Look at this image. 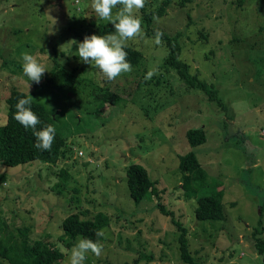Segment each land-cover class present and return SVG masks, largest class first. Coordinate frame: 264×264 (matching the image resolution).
Returning <instances> with one entry per match:
<instances>
[{"label": "rangeland", "instance_id": "1", "mask_svg": "<svg viewBox=\"0 0 264 264\" xmlns=\"http://www.w3.org/2000/svg\"><path fill=\"white\" fill-rule=\"evenodd\" d=\"M178 1L150 23L143 13L161 8L163 0H146L134 12L143 37L127 45L142 58L108 81L78 58L71 42L108 23L96 16L92 0H0V123L9 92L28 95L30 84L29 95L51 115L66 151L53 164H0V220L28 226L30 241L46 237L64 255L57 264H69L73 248L58 240L61 219L71 212L92 218L98 211L111 218L107 238L99 241L102 255L89 253L84 264H185L179 230L156 199L186 228L196 264H263L254 237L264 235V0ZM157 32L163 34L159 44ZM167 38L178 42L180 60L214 88L225 110L165 64ZM24 53L48 71L39 84L23 74ZM110 90L119 101L102 103L100 95ZM195 126L205 127L206 138L190 145L185 131ZM188 151L208 174L203 186H194L196 198L222 189V219L195 218L196 199L180 187L178 156ZM130 163L157 181V197L148 192L133 202L124 170ZM60 167L70 177L56 194L51 186Z\"/></svg>", "mask_w": 264, "mask_h": 264}, {"label": "trees", "instance_id": "2", "mask_svg": "<svg viewBox=\"0 0 264 264\" xmlns=\"http://www.w3.org/2000/svg\"><path fill=\"white\" fill-rule=\"evenodd\" d=\"M172 0H163V5L157 9L143 13V20L150 23L153 17L160 16L165 11V6ZM189 0H179L178 4L184 6ZM166 6V7H167ZM96 35L105 36L114 32V27L110 23L99 24L95 29ZM167 56L165 64L177 69L179 77L184 81L187 87L199 89L204 92L209 101L216 102L223 110L225 106L218 98L216 91L211 85L199 82L189 73L188 65L180 60V46L176 40L166 39ZM125 51L128 53L127 60L131 66H136L141 58L139 49L127 45ZM27 97L23 91L12 89L5 99L7 106L6 119L0 123V164L15 166L26 163L31 160H39L44 163H56L57 160L66 152L64 137L56 131L55 139L51 151H42L34 147L35 137L33 129H25L14 118L16 111L15 105L19 99ZM101 102H118V95L107 91L100 95ZM32 111L40 119V124L36 130H42L44 126L51 125V115L47 114L44 107L33 101ZM52 126V125H51ZM185 136L190 145H198L206 138L204 126L189 127L185 131ZM178 167L181 171V184L184 194L187 198L196 199L194 208L195 218L199 221L216 220L224 217L223 212V190L217 189L209 195H203L196 198L194 186L201 187L207 182L208 174L203 168L201 162L193 151H188L178 156ZM126 185L130 197L135 204L144 199L146 194L157 197L158 188L156 180L148 175L144 166L139 163H130L125 167ZM70 177L69 171L65 167H60L57 171V181L51 186V189L60 194L65 188L67 180ZM156 206L160 212L171 216L172 222L179 230L178 242L180 257L185 264H196L190 255L186 228L176 219L174 211L164 207L161 201L156 199ZM110 216L106 212L98 211L92 218H82L78 212L66 214L60 221L59 227L61 233L58 240L64 244L66 249L74 247L77 237L88 238L94 242L100 241L103 237H97L95 232L105 229L110 224ZM261 223V219H258ZM28 226L11 228L4 220H0V259L7 264H57L62 260L61 253L46 237L31 240L28 238ZM253 235H255L253 233ZM254 248L257 254L261 256L264 264V235L254 237Z\"/></svg>", "mask_w": 264, "mask_h": 264}, {"label": "clouds", "instance_id": "3", "mask_svg": "<svg viewBox=\"0 0 264 264\" xmlns=\"http://www.w3.org/2000/svg\"><path fill=\"white\" fill-rule=\"evenodd\" d=\"M42 2L43 0H41ZM145 3L146 0H92L91 7L96 16L100 20L112 24L114 32L105 36H85L79 43L71 40L77 46L78 58L85 64L96 67L108 81H113L122 74L129 73L132 66L127 60L128 53L125 48L127 41L143 37L142 21L134 15V12L144 8ZM118 6L119 11L114 15L113 9ZM54 22L56 23L55 19ZM162 35L160 32L156 33V44L161 43ZM22 60L23 74L29 81L39 84L43 74L48 72L46 67L28 53L22 55ZM155 74L156 69H153L146 74L145 79H151ZM29 89L30 84H28L27 97L19 99L16 103L13 118L26 130L33 129L35 148L51 151L56 129L51 125H46L42 130H36L40 119L31 109L34 98L29 95ZM47 106L51 111V106ZM95 235L107 238L104 229L97 230ZM89 253L99 258L103 253V245L88 238H78L71 250L69 264H84Z\"/></svg>", "mask_w": 264, "mask_h": 264}]
</instances>
